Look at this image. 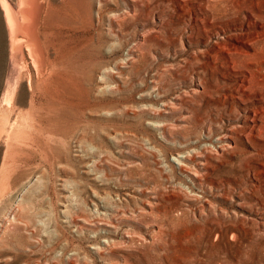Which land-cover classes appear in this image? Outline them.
I'll use <instances>...</instances> for the list:
<instances>
[{
    "label": "rangeland",
    "instance_id": "374dc122",
    "mask_svg": "<svg viewBox=\"0 0 264 264\" xmlns=\"http://www.w3.org/2000/svg\"><path fill=\"white\" fill-rule=\"evenodd\" d=\"M39 2L42 66L0 4V264H264V0Z\"/></svg>",
    "mask_w": 264,
    "mask_h": 264
},
{
    "label": "bare ground",
    "instance_id": "6f19581e",
    "mask_svg": "<svg viewBox=\"0 0 264 264\" xmlns=\"http://www.w3.org/2000/svg\"><path fill=\"white\" fill-rule=\"evenodd\" d=\"M0 4L4 11L5 20H6L7 28L9 32V44H10L11 55L15 56V54L21 55L22 53H24L22 49L25 47V44H26L27 47L32 51L30 53H34V55L39 61V65L42 66L43 65V55L45 54L41 46L42 43L40 45V42L38 39L39 33H37V30H36L37 27H35L38 18H40L39 17V14H40L39 0H18L17 10L9 3V0H0ZM247 55L249 56V54ZM247 55L244 58H240L242 64L249 71V75L245 76V81H248L249 84L247 85L244 83V86L245 88L253 89L254 91L252 90L251 92L256 93L257 90L259 91L260 89H262L261 87L264 86V77H262V75L259 73L260 70H262L263 68L262 63L264 61V50L262 49L260 53H257V60H254L255 63L258 65L257 69L259 72L256 71V68H253L252 66H250L251 64H249V62L253 63V61H248V59H251V58H248ZM20 58L23 59L24 56L23 58L22 57ZM43 69H44V66H43ZM13 90H14V87H9L7 91H10V92H8V94L6 95L5 97L6 99H9L11 97ZM259 110L261 111L260 117H262V115L264 114V105L263 106H256V105H251V104L247 105L245 107V111L247 112L246 118L250 119L253 123L256 120L257 113L259 112ZM204 160H205L204 163L208 162L207 158H205ZM204 163L201 162L203 168L207 167V166H204ZM95 178H97V176ZM103 241L108 242V240H103ZM94 248L98 249L100 248V245H94Z\"/></svg>",
    "mask_w": 264,
    "mask_h": 264
}]
</instances>
